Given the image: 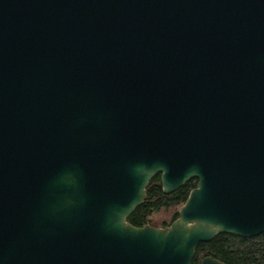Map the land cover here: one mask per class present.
I'll return each mask as SVG.
<instances>
[{
	"label": "water",
	"instance_id": "water-1",
	"mask_svg": "<svg viewBox=\"0 0 264 264\" xmlns=\"http://www.w3.org/2000/svg\"><path fill=\"white\" fill-rule=\"evenodd\" d=\"M157 174L197 183L134 227ZM262 233L264 0H0V264H191Z\"/></svg>",
	"mask_w": 264,
	"mask_h": 264
},
{
	"label": "trees",
	"instance_id": "trees-1",
	"mask_svg": "<svg viewBox=\"0 0 264 264\" xmlns=\"http://www.w3.org/2000/svg\"><path fill=\"white\" fill-rule=\"evenodd\" d=\"M196 183V179H191L174 193L164 195L160 187V175L157 174L147 186L145 201L128 217L127 222L137 228L145 226L154 212L183 204ZM177 217L178 213H175L171 223ZM204 257H211L224 264H264V233L253 238L220 234L211 242L198 245L191 264H200Z\"/></svg>",
	"mask_w": 264,
	"mask_h": 264
},
{
	"label": "rangeland",
	"instance_id": "rangeland-1",
	"mask_svg": "<svg viewBox=\"0 0 264 264\" xmlns=\"http://www.w3.org/2000/svg\"><path fill=\"white\" fill-rule=\"evenodd\" d=\"M182 205V204H181ZM181 205L162 208L159 211L154 212L148 218V221L156 225L158 228L168 226L171 223L172 217L175 213H178V210Z\"/></svg>",
	"mask_w": 264,
	"mask_h": 264
},
{
	"label": "flooded vegetation",
	"instance_id": "flooded-vegetation-1",
	"mask_svg": "<svg viewBox=\"0 0 264 264\" xmlns=\"http://www.w3.org/2000/svg\"><path fill=\"white\" fill-rule=\"evenodd\" d=\"M145 225H151V226L157 227L156 225L152 224L151 222H147ZM164 227H166V226H164Z\"/></svg>",
	"mask_w": 264,
	"mask_h": 264
}]
</instances>
